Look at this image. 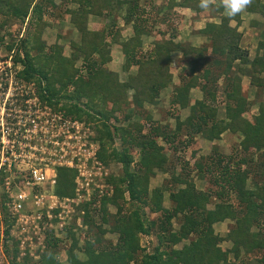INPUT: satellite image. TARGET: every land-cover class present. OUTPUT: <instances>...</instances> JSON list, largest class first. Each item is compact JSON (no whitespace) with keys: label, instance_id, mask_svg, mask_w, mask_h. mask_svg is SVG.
I'll return each instance as SVG.
<instances>
[{"label":"trees","instance_id":"1","mask_svg":"<svg viewBox=\"0 0 264 264\" xmlns=\"http://www.w3.org/2000/svg\"><path fill=\"white\" fill-rule=\"evenodd\" d=\"M59 1L76 4L65 9L79 34L77 40L70 41L69 56L63 55L60 45L47 47L41 38L49 24L44 15L54 17L56 0H0V16L32 23L27 37L4 42L8 50H16L13 64H20L16 71L20 79L33 82L45 103L91 122L99 141L97 158L103 164L117 162L122 166L121 174L106 178L114 184L110 197L91 193L88 201L77 204L88 225V239L80 247L74 233L66 229L71 239L67 264H128L131 260L135 264H264V103L260 98L257 102L249 100L242 84V76L247 74L255 94L260 97L264 92V1L252 0L246 9L262 18V38L252 59L241 46L242 34L229 26L226 15L218 23L207 22L198 30V34L208 38L206 45L175 41L183 20L179 9L190 8L198 14L203 11L198 7L199 0ZM89 15L105 17L109 25L89 29ZM118 17L133 29V35L122 41ZM234 19L241 22L239 15ZM144 34L159 38L149 51L142 48ZM112 44L121 48L125 69L136 66V72L128 74L124 81L106 67L112 59ZM79 59L81 66L76 65ZM178 67L180 83L173 86L170 108L188 107L189 113L184 119L172 113L171 125L154 119L145 106L158 102ZM69 86L73 92H68ZM193 88L202 92V98L190 99ZM219 90L224 99L222 109L216 103ZM83 98L85 106L81 107L78 103ZM254 102L257 111L251 110ZM124 110L127 113L120 121L115 113ZM228 132L237 134L239 143L232 154L220 153L213 142ZM197 136L210 142V153L198 154L194 141ZM115 137L121 140V149L114 147ZM132 148H137L135 165ZM187 148L188 159L176 156ZM3 170L0 187L4 186ZM56 170V193L72 196L73 170L62 166ZM157 172L167 173L169 178L165 184L150 188V179ZM196 180L203 181L204 188H198ZM165 193L169 207L163 205ZM8 200L7 194L1 192L0 243L8 263L63 264L57 258L61 239L53 229L46 231L41 240L43 247L35 250L36 258L32 257L36 261H31L29 249L21 246L22 238L11 233L15 217L8 209ZM123 202L129 204L126 213ZM107 203L117 207L111 227L118 233L116 243L103 240ZM146 206L158 214L156 218L147 217ZM97 213L101 223L94 218ZM225 220L232 224L222 236L215 232L214 224ZM150 234L156 236L157 245L148 253L140 247V236ZM38 238L33 233L32 240ZM182 241L180 248L174 247ZM224 241L231 246L223 248ZM138 251L140 259L135 256ZM79 252L84 258L79 257ZM21 253L22 259L18 257ZM230 255L235 260L230 261Z\"/></svg>","mask_w":264,"mask_h":264},{"label":"rangeland","instance_id":"2","mask_svg":"<svg viewBox=\"0 0 264 264\" xmlns=\"http://www.w3.org/2000/svg\"><path fill=\"white\" fill-rule=\"evenodd\" d=\"M166 1L167 0H161V1L156 0V3H162V2H166ZM56 5L57 6H56L55 10H53L54 11V17L53 18H51L50 16H47V15H44V19L49 24L47 25V27L44 28L42 35H41V38L47 47H50L54 44L60 45L62 47L63 55L69 56L71 54L70 41L71 40H77V36L79 34L73 33L74 30L72 29L73 30V32H72V30L70 28H68V26H70V25L68 23H65L64 19L61 17V15L65 9V6H64V5H66L65 2L60 3V1L57 0ZM180 14H182V13H180ZM56 17H57V19L55 21ZM49 18H51V19H49ZM183 20H182V22H183ZM182 22L179 23V29H180ZM117 23L119 25H121L122 21L120 19H117ZM88 24H89V22H88ZM103 24H104V22L100 23V25H103ZM184 25L185 24L183 22V25L181 26V31L187 30V27L189 28L188 24H187V27H185ZM92 27L95 28V25H92ZM88 28L92 29L91 25H88ZM123 30H125V28ZM30 32H32V23L28 24L27 19L22 23L20 20H17V19L12 18V17H6L3 15L0 16V37L2 36V41L0 39V74H10V75L14 74L15 75V71L18 70L20 67L19 63H17L16 66H14V64H13V59L15 57L16 50L15 49L8 50L7 47L5 46L6 45L5 43H9L11 40L17 41L20 37L21 38L27 37L28 36L27 34ZM179 55L180 54L177 53L176 57H179ZM76 65L77 66L82 65V62L80 59L77 61ZM179 70L180 69H175L174 75H177V73H178L177 71H179ZM245 83L246 82H244L243 84H245ZM22 85H23L22 83L17 82V84L14 85V87H10V89L7 90L5 93H2L0 91V106H2L5 102L8 103L13 95H18L20 92L22 95L26 94L27 92H30L31 96L33 93V97L31 99H29L30 103H34V102L37 103L35 98L38 97L37 100L40 102L41 105L48 107L51 111L61 112L63 114L64 120H68V127H66V125H65V127L63 129H61V130L55 129L52 132L49 130L45 131L44 129H40V128L35 129L33 134H32V140L29 137L27 138V141H29V142L34 141L35 144H30L29 146H23V147L21 145V147L19 149H17V150H19L18 152H16V150H15L16 155L17 156L19 155V156L17 159H15L13 162H11V169L12 168L18 169L19 171H21L20 173H22V175L27 174L26 167H27V164H29L32 161V153L35 155L36 158H42V159H45V157H47V153L52 154L53 159L56 156L65 155L66 159L68 160L67 162H69L73 157V161H72L73 166H66L64 164L62 167H66L67 169H71L74 172V179H73L74 193L72 194V196H60L59 194L56 193L57 177H58V171H57L56 184L53 187H50L49 185H45L42 187V190L44 192H53V193L58 195L61 204L64 205L63 212L61 213L63 219L59 218L58 220L57 219L55 220L56 217H53L52 222H51L52 225L51 226L45 225L44 228L41 227L39 232L37 230H35L36 232H33L31 230L32 225H30L31 226L30 231L28 230V227H27V230L29 232H25L24 234H20L22 229L20 228V226L14 224V226L11 230V233L13 236L15 235L16 237H19V238L22 237V242H23L21 245L22 248L26 247L29 249V253L31 256L30 259L32 262L33 261L35 262L36 260L32 256L35 257L36 256L34 254V252H36L35 250L41 249V248H40V245L38 244L39 240L38 241H34L35 239L32 240L33 233H34V236H36V237L38 236L39 237L38 239H40L45 235L47 230L53 229L54 234L61 239V243L58 247L57 258L63 264H67L66 252H67V248H68L69 244L71 243V239L67 236L68 231H66V229H68V230L70 229L74 233V235L78 241V246H80V247L83 246L84 242L88 239V237H86V234H85V231H87V229H88V225L84 224L83 217L79 213V210H77L76 206H77V204L79 205V203H81L82 201H88L89 196L86 195V192L84 190H81L80 193H77V191H76V185L77 184L75 183V179H76L78 172H77V168L75 166L77 164L83 165L82 161H84V160H87L85 163L86 167H87V164H88V167H91V166L94 167V165H93L94 160H97L100 162V160L97 158V150L99 148V141L96 138V130H95V128L91 122L86 123L82 119H78L76 117H73L70 114H67L64 110L59 109V107L54 108V107L50 106L49 104L45 103L44 101H42V99L38 96L37 86L33 82L25 83V85H23V86ZM247 87L249 89V85ZM244 90H245L246 95H247L248 90L246 88H244ZM73 91H74L73 87L69 86L68 92H73ZM162 92L163 93L160 95L161 96L160 101H161L162 109L159 112L158 111H156V112L151 111V112H152L154 118H158L160 116L163 119L162 120L163 123L168 122L171 125H173L174 120H173L172 113L174 115L177 114V115L183 117V116H185L186 111L173 110L170 108V102H169V94L171 92L170 88H168L167 91L163 90ZM196 95L200 96L201 94H200V92H196ZM255 95H256V97L254 98V94H253V92H251L250 93V100H252V101L256 100V102H257V100L260 98L262 100V102L264 103V92L260 94V97L258 94H255ZM35 96H37V97H35ZM85 101H86V99H84V98L81 99L80 102L78 103V105H80L81 107H84ZM256 102H254V104L251 106L252 111H257ZM158 106H155L154 108H156ZM126 113H127V111L124 110L121 113H115V115H117V117L121 121L123 115ZM157 120H161V119H157ZM74 121H78V127L76 126V124H73ZM119 123H121V122H117L116 124L118 125ZM4 126H2V128H4ZM21 137H23V136H21ZM49 140H51V141L57 140L59 142V144L54 145V147H53L51 141H49ZM239 140H240V138L237 134L233 135L229 132L224 133V134H222L221 139H218V140H216V142H214L215 143L214 149L218 150L220 153L232 154L234 149L237 147ZM194 141H195L197 147L199 148V151H198L199 155L210 153L211 146H210L209 141L203 139L201 136L195 137ZM121 143H122L121 140L118 137H115L114 147H116L117 149H121V147H122ZM160 143H162V142L160 141ZM94 149L96 150V154L93 157L92 152ZM131 153L135 157V160L133 162V165H135L136 164V157H137V148H134V149L132 148ZM167 153H168V155H173L170 152H167ZM189 153H190V149L187 148L186 151L181 150L180 152H178L176 154V156L179 155L180 157H183V159L186 160V159H188ZM172 159L174 161H176L175 157ZM103 165H104V170H103V174L101 175V177L98 175V172H95V169H92V172H94L95 175L92 173V175L89 177L91 180L89 181L90 184L87 186L86 190L89 194H91V193L97 194L98 197H103V196L110 197L114 192V184L112 182H108L106 180V178L118 176L119 174H121V170H122L121 167L122 166L117 162H111L109 164H103ZM177 168H178V166H177ZM24 172H26V173H24ZM12 173H13V171H12ZM20 173H16V174L19 175ZM16 174L11 175L9 177V181H11V183H13V184H18L19 182L22 181L21 183L23 184L24 179L20 178L21 175H19V177L18 176L16 177ZM167 178H169V175L167 173L157 172L150 179V188L159 187L160 185L165 184L164 181ZM195 183H196V186L198 188H201V189L204 188V186H205V183L203 181L196 180ZM3 191H4L3 187H0V193ZM46 194H48V193H46ZM125 196L126 197L128 196L127 193H125ZM63 198H67L69 200H67L63 203L62 202V201H64ZM70 199H71V201H70ZM27 203L24 206V212L31 213L33 209L31 210V204H30L29 200L27 201ZM121 205L123 206V209H122L124 211L123 213H126L129 209V204L127 202H123V203H121ZM163 205L165 207L170 206V202H169L167 193L164 194ZM212 206H213L212 203H210L208 205L209 208H211ZM106 209L108 212V216H107V222L102 224L104 229H105L103 240L106 242L110 241L112 243H116V241L118 239V233L116 231H113L111 229V227L113 224L114 214L117 211V207L112 203H107ZM144 209L146 210V215L149 219H154L158 215L157 213L150 212L148 209V206L144 207ZM59 211H60V209H58V212ZM55 214H56V212H55ZM94 218L97 221V223H101L98 213L94 216ZM29 224H32V223L29 222ZM231 224H232V222L230 220H225L223 222L215 223L214 224L215 232L224 236L225 233L230 228ZM176 225L177 224L174 222L175 228L177 227ZM1 231H2V223L0 222V234H1ZM183 241L181 243L175 245L174 247L180 248L182 246ZM27 242H28V244H25ZM156 245H157V238L154 234L141 235L140 236V247L145 249L144 252L151 253ZM221 246L223 248H229L231 246V243L224 241V242H222ZM1 249H2V245L0 243V264H9L7 261V258L3 256L4 254H3ZM22 256H23V254L21 253L18 257L20 259H22L23 258ZM135 256L140 259L141 258V252L138 251V253H136ZM79 257L84 258L83 254L80 252H79ZM233 260H235V259H233V257H231V255H230V261H233ZM128 264H135V261L131 260Z\"/></svg>","mask_w":264,"mask_h":264},{"label":"built area","instance_id":"3","mask_svg":"<svg viewBox=\"0 0 264 264\" xmlns=\"http://www.w3.org/2000/svg\"><path fill=\"white\" fill-rule=\"evenodd\" d=\"M16 71L15 75L0 74V91L2 93H5L10 87H14L17 82L25 85L26 82L20 79ZM32 97L33 93L31 96L30 92L23 95L20 92L18 95H13L8 103L5 102L0 106V170L4 168L3 171L6 173L3 179V192L7 194L9 199L7 205L11 215L15 217V225L20 226L22 229L20 234L29 232L30 225H32L31 230L33 232H36L35 230L39 232L41 227L44 228L45 225H52L51 222L53 217L63 219L61 213L63 212L64 205L61 204L58 195L53 192H44L42 187L45 185L53 187L56 184L57 166H63L64 164L66 166H73V157L67 162L68 160L65 155H59L53 159V155L47 153V157L42 159L36 158L32 153V161L27 164L26 167L27 174L22 175V173H20L21 171L18 169H11V162L19 156L16 155V152L19 151L17 149H19L21 145L23 147L35 144L34 141H27L28 137L32 140V134L35 129L40 128L52 132L55 129H63L65 125L68 127V120H64L61 112L51 111L48 107L41 105L37 100V96H35L37 97L35 98L37 103H30L29 99ZM73 124H76L78 127V121H74ZM2 126H4V128H2ZM51 143L53 147L59 144L57 140L51 141ZM92 154L94 157L96 154L95 149ZM84 161H82L83 165L77 164L75 166L78 172L75 179V183L77 184L76 191L80 193L81 190H84L86 195L89 196L90 194L86 189L90 184L89 181L91 179L89 177L92 173L94 174L92 169H95V172H98V175L101 177L104 165L94 160V167H88V164L86 167L85 163L87 160ZM16 173H20V178L24 179L23 184L21 183L22 181L18 184H13L9 181V177ZM19 175L16 174V177H19ZM28 200L31 204V210L33 209L31 213L24 212V206ZM63 200L62 202L64 203L69 199L63 198ZM54 209H60V211L54 214ZM44 217L47 219L46 221L43 220ZM29 222L32 224H29ZM38 240V244L43 247L42 238Z\"/></svg>","mask_w":264,"mask_h":264},{"label":"crops","instance_id":"4","mask_svg":"<svg viewBox=\"0 0 264 264\" xmlns=\"http://www.w3.org/2000/svg\"><path fill=\"white\" fill-rule=\"evenodd\" d=\"M158 1H161V0H158ZM65 4H66V5H64L65 9L76 7V4H72V3H65ZM65 9H64V12L62 11L63 13L61 12L62 13L61 17L64 19L65 23H68L70 25V26H68V28H70L71 30L73 29L74 32H73V30H72V32L78 34L76 29L69 22V14H67L65 12ZM219 9H222V8L213 7V8L208 9L207 11H202L198 14L195 13L194 10H192L190 8L179 9L180 13H182V19H184L183 20V22L185 24L184 26L187 27V24H188L189 28L187 27V30L181 31V26L183 25V22H182L180 29L178 30L177 37L175 38V41L176 42H179V41L188 42L194 46H201V45H206L207 43H209V40L207 37H204V36L198 34V30L204 28V26L207 22L218 23L221 20V17L225 16L224 10L222 9L220 11ZM115 13L118 15L117 11H115ZM239 16H240L241 22L238 24L236 19L231 18L229 21V26L230 27H236L237 30L242 34L241 46L243 48H246L249 51V58L252 59L253 56L255 55V53L257 52L258 48H259V41L262 38V37H260V32L262 30L260 23L262 21V18L259 14L253 13V12H248V11H245L243 14H241ZM51 18H53V17L51 16ZM51 18H49V19H51ZM56 19H57V17L55 18V21H56ZM118 19H120L122 21V19L120 17H118ZM88 22H89L88 25H91L92 29H97V30L102 29L104 27H107L109 25V21L107 18H105V17L100 18V17L94 16V15H89ZM103 22H104V24L100 25V23H103ZM92 25H95V28H93ZM119 26H121V29H122L121 30V36H120L119 40H121V41L125 40V39H127L133 35V29L131 27V24L125 25L124 22L122 21L121 25H119ZM124 28H125V30H123ZM77 39H78V36H77ZM141 39H142V48L144 50L149 51L152 47H154L155 41L158 40L159 38H158V36L156 37L154 35L144 34V35H142ZM110 49H111L112 59L106 64V67L109 70L117 73L120 80L124 81L127 78L128 74H134L136 72V66L132 65L128 69H125L123 66L124 58H123V53L121 51V48L117 44H112ZM175 54L177 55V53H175ZM247 66L248 65H246V67ZM179 68L180 67H178L176 69H179ZM179 71H177L178 72L177 75H174V71H173V81L170 84L171 86L168 85V87H166L164 90L167 91L168 88H170L171 92H172L173 86L179 85V83H180ZM249 80H250L249 75L246 74V75L242 76V84L244 82H246L243 85L246 86V89L248 90V94L246 95V92H245V95L250 100V93L251 92H253L254 98L256 97V95H255V91H254L253 87L249 86V89L247 87L249 85ZM220 82H222L221 78H220ZM171 92L169 94V99L171 96ZM196 92H200L201 95L200 96L196 95ZM162 93L163 92H161V94ZM189 96H190V99L192 101H194L196 99L202 98V92L197 88L196 89L193 88V89H191ZM160 100H161V96L158 98L159 102H157L156 104L145 106V108L150 112L152 117H153V114L151 111H155V112L158 111L159 112L162 109ZM223 100L224 99H223L222 93L220 92V90L217 91L216 103L220 106V109H222L221 106L223 105ZM155 106H158V107L154 108ZM177 110L186 111L185 116H183V117L180 116L181 119H184L189 113L188 107L177 108ZM154 119L163 120L160 116L158 118H154ZM214 142H216V141H214Z\"/></svg>","mask_w":264,"mask_h":264},{"label":"clouds","instance_id":"5","mask_svg":"<svg viewBox=\"0 0 264 264\" xmlns=\"http://www.w3.org/2000/svg\"><path fill=\"white\" fill-rule=\"evenodd\" d=\"M251 4L252 0H199L198 7L203 11L213 7L222 8L224 14L231 19L243 14ZM48 255L52 257L53 253L49 251Z\"/></svg>","mask_w":264,"mask_h":264}]
</instances>
